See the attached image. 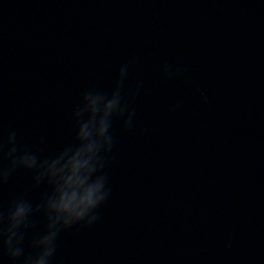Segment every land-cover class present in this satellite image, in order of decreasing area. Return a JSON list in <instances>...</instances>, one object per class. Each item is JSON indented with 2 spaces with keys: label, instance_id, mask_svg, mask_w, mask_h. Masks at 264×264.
Returning <instances> with one entry per match:
<instances>
[{
  "label": "water",
  "instance_id": "water-1",
  "mask_svg": "<svg viewBox=\"0 0 264 264\" xmlns=\"http://www.w3.org/2000/svg\"><path fill=\"white\" fill-rule=\"evenodd\" d=\"M124 64L140 89L132 128H110V194L50 264H264V0H0V168L13 132L38 163L75 148L83 94H110ZM36 175L0 182V230L18 199L51 193ZM28 224L0 264L36 254L42 208Z\"/></svg>",
  "mask_w": 264,
  "mask_h": 264
},
{
  "label": "clouds",
  "instance_id": "clouds-1",
  "mask_svg": "<svg viewBox=\"0 0 264 264\" xmlns=\"http://www.w3.org/2000/svg\"><path fill=\"white\" fill-rule=\"evenodd\" d=\"M129 65L119 68L111 93L90 90L74 110L73 118L78 127L75 134V148H67L51 161L38 163L34 154L27 149L16 156L15 133L9 135L7 143L12 145L4 158L10 160L8 169L0 168V182L16 168L36 169V182L47 178L52 186L51 193L42 205L35 210L23 198L18 199L7 216V228L0 230V250L10 260L15 261L23 254L20 247L24 239L23 230L29 227L28 217L33 211L43 209L47 224L45 233L34 238L31 247L36 250L33 256L25 257L23 264H50L56 253V241L61 232L75 226H91L98 220V210L110 194L108 176L104 171L108 164V154L114 145L110 132L113 120L122 121L123 131L133 126L135 113L130 111L128 99L139 94L140 85L127 88ZM163 71L170 77L180 74L181 69L172 71L164 65ZM3 143L0 142V152ZM3 217H0L2 220ZM231 235L228 237L227 247Z\"/></svg>",
  "mask_w": 264,
  "mask_h": 264
}]
</instances>
